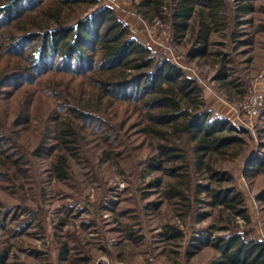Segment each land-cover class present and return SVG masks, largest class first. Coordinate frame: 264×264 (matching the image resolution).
<instances>
[{
    "label": "trees",
    "instance_id": "1",
    "mask_svg": "<svg viewBox=\"0 0 264 264\" xmlns=\"http://www.w3.org/2000/svg\"><path fill=\"white\" fill-rule=\"evenodd\" d=\"M233 1L234 6L229 0H133L132 5L149 26L169 25L173 43L185 41L188 62L218 64L215 80L235 90L240 84L229 79L230 52L214 48L219 41L213 37L226 35L233 49L252 44L251 37H239L238 29L251 22L248 14L263 9L255 0ZM58 73L68 74L65 82L48 84L46 78ZM10 82L30 99L19 111L0 113V181L25 177L20 139L23 131H38V123V154L47 155L57 182L74 178L73 159L89 157L90 148L99 162L119 165L121 174L127 172L125 162L135 161V173L129 175L144 183L138 188L142 198L159 197L147 208L159 212L167 204L186 228L189 219L201 222L216 211V224L188 225L200 233L192 237V251L212 247L217 255L211 264H264V241L234 226L236 217L250 221V215L243 193L232 182L233 171L224 167L244 157L245 178L264 175V127L257 130L259 148L247 153L253 137L207 108L198 78L133 36L115 5L102 0H0V95ZM39 102L47 106L45 119L38 118L36 105L29 107ZM255 197L264 203V187ZM115 211V221L121 223L118 217L126 214ZM4 216L1 212L0 218ZM27 221L22 218L14 229L25 230ZM3 222L0 228H7ZM211 228L224 233L212 236ZM124 229L125 239H144L133 223ZM161 237L170 244L186 235L166 221ZM8 248L6 243L0 248V264L7 263ZM69 249L67 240L60 242V257Z\"/></svg>",
    "mask_w": 264,
    "mask_h": 264
},
{
    "label": "rangeland",
    "instance_id": "2",
    "mask_svg": "<svg viewBox=\"0 0 264 264\" xmlns=\"http://www.w3.org/2000/svg\"><path fill=\"white\" fill-rule=\"evenodd\" d=\"M133 0H117L115 10L117 15L128 24L133 36L146 42L154 51L165 54L173 62L182 66L192 77L198 78L204 88V99L207 108L229 118L236 126L247 131L249 146L247 153L259 148L258 132L264 127V102L256 115H248L243 105L251 91L264 94V0H255L254 4L262 6L263 10H256L248 14L251 22L238 29L240 38H252V44L237 45L225 36H214L219 42L214 48L230 52L232 75L239 87L235 90L230 85L215 80L214 75L218 64H211L210 60L201 64L188 62L184 50L185 41L177 44L169 37V25L156 24L149 26L135 13ZM138 1V0H136ZM235 2L229 0V6ZM227 33V31H226ZM181 42V41H180ZM219 44V45H218ZM235 44V43H233ZM52 73H48L47 75ZM55 77L46 78L48 84L58 85L65 82L68 74L58 73ZM46 75V76H47ZM11 82L4 87L5 94L0 95V113L4 116L9 111H19L28 106L30 96L22 89H13ZM30 87L28 86H23ZM7 99V96L12 95ZM36 105L38 118L48 117L46 104ZM13 130L18 128L13 118L9 119ZM29 135L26 131L20 139L24 153L23 175L15 181L1 179L0 185V218L7 228H0V248L5 243L7 249L6 264H211L216 257V251L210 246H203L197 252L192 251L194 240L192 237L200 233L189 229L188 225L202 228L207 224H216L213 211L207 219L196 222L189 219L187 228L185 223L172 211L168 205H162L160 213L153 207L147 208L149 202H157L159 197L153 193L149 199H143V193L138 178L135 175V161L125 162L126 174H121V167L117 164L99 162L97 155H93L92 148L88 150L89 157L73 159L72 169L74 178L57 182L49 170L47 155L38 154L39 130ZM263 138L264 135L262 134ZM252 139V140H251ZM12 148V147H11ZM141 153L140 155H144ZM124 167V168H125ZM235 175L236 187L241 190L248 207L250 221L242 218L235 220L234 226L239 230H248L252 236L264 241V203L255 196L264 187V175L245 178L243 174L244 157L234 159L224 164ZM128 174V175H127ZM156 173L150 174V180ZM135 177V178H134ZM146 183V182H145ZM153 188H144L151 191ZM154 190V189H153ZM154 192V191H151ZM112 203H115V206ZM71 208L72 211H69ZM111 208V210H109ZM122 210L126 215L119 216L121 223L115 221V210ZM170 209V208H169ZM207 210H213L207 208ZM170 213V214H169ZM18 217L12 220V216ZM161 214V215H159ZM22 218L30 222L26 229H14L15 224ZM66 220L62 224V221ZM169 221L185 231L186 237L167 244L162 241V224ZM187 221V220H186ZM133 223L139 228L144 239L135 243L124 238L126 223ZM13 228V231L10 230ZM123 228V232H122ZM121 229V230H120ZM17 230V232H15ZM212 236L223 234V231L211 228ZM67 240L70 244L69 252L60 257V242ZM196 251V250H195ZM88 258V260H85Z\"/></svg>",
    "mask_w": 264,
    "mask_h": 264
},
{
    "label": "built area",
    "instance_id": "3",
    "mask_svg": "<svg viewBox=\"0 0 264 264\" xmlns=\"http://www.w3.org/2000/svg\"><path fill=\"white\" fill-rule=\"evenodd\" d=\"M102 1L107 2L110 5H114L117 3V0H102ZM263 102H264V94L263 93L251 91L247 97V100L245 101V103L243 105V108L248 115L253 116V115H256L258 113ZM263 238H264V236H263Z\"/></svg>",
    "mask_w": 264,
    "mask_h": 264
}]
</instances>
